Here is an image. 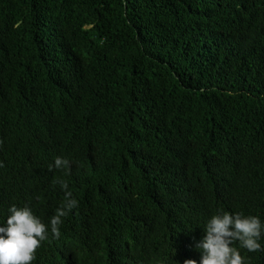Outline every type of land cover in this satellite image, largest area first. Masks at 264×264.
<instances>
[{"label": "trees", "instance_id": "obj_1", "mask_svg": "<svg viewBox=\"0 0 264 264\" xmlns=\"http://www.w3.org/2000/svg\"><path fill=\"white\" fill-rule=\"evenodd\" d=\"M80 118L106 133L111 161L84 155L99 195L77 200L61 244L32 264H76L109 236L103 264H200L196 236L213 214L264 224V0H0V221L17 206L16 130L25 123L18 166L39 172L43 195L40 155L97 148ZM64 198L59 184L43 195L54 208ZM233 246L264 264V251Z\"/></svg>", "mask_w": 264, "mask_h": 264}, {"label": "clouds", "instance_id": "obj_2", "mask_svg": "<svg viewBox=\"0 0 264 264\" xmlns=\"http://www.w3.org/2000/svg\"><path fill=\"white\" fill-rule=\"evenodd\" d=\"M47 108L48 106H43L35 113L42 114L47 111ZM79 120L80 130L84 136L95 134L97 148L75 146L60 149L53 154L44 153L39 156V161H45L48 167L46 175L52 181L49 183L47 192L55 189L56 184L65 190L64 202L58 208L43 201V195L47 192L43 195L40 194L42 177L39 172L29 169L23 173L20 170L18 166L19 144L25 123L16 130L9 157L18 175L17 206L12 205L8 209L10 215L4 221H0V264H32L36 260L39 249L46 247L49 243L61 244L63 240L60 232L62 218L67 217L73 209L78 208L77 200L88 196L98 197L99 185L96 178L101 173L89 167L84 160V155L99 151V146L106 133L101 127L91 125L87 118ZM99 153L104 160L111 161L106 159L100 151ZM73 154L80 157L78 169L59 170L70 168L69 159ZM175 179L177 189L182 197L187 187V181L181 178ZM262 235H264V224L258 215L245 216L239 212L230 213L229 210L213 214L203 224L196 236L202 239L196 244V248L202 253L200 264H245V257L239 248L233 246L234 242H238L240 248L246 249L250 253L264 251L260 243ZM114 237L109 236L108 239L97 242V246L95 244L92 251L83 259L79 258L76 264H84L90 258H94L91 264H103L105 254L110 250L112 253L116 249L113 242ZM140 264H165V260L153 255L143 259ZM184 264H197V261L186 259Z\"/></svg>", "mask_w": 264, "mask_h": 264}]
</instances>
